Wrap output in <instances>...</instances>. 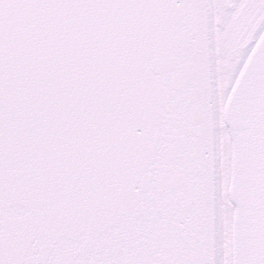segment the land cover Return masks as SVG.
Masks as SVG:
<instances>
[{
    "label": "snow or ice",
    "instance_id": "1",
    "mask_svg": "<svg viewBox=\"0 0 264 264\" xmlns=\"http://www.w3.org/2000/svg\"><path fill=\"white\" fill-rule=\"evenodd\" d=\"M0 264H264V0H0Z\"/></svg>",
    "mask_w": 264,
    "mask_h": 264
}]
</instances>
